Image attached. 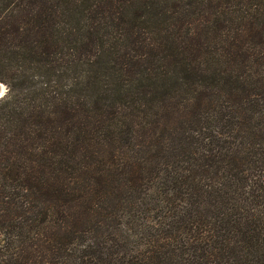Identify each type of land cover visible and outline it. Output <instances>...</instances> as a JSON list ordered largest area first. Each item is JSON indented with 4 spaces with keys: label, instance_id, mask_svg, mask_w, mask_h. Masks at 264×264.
<instances>
[{
    "label": "trees",
    "instance_id": "1",
    "mask_svg": "<svg viewBox=\"0 0 264 264\" xmlns=\"http://www.w3.org/2000/svg\"><path fill=\"white\" fill-rule=\"evenodd\" d=\"M0 264H264V0H0Z\"/></svg>",
    "mask_w": 264,
    "mask_h": 264
},
{
    "label": "bare ground",
    "instance_id": "2",
    "mask_svg": "<svg viewBox=\"0 0 264 264\" xmlns=\"http://www.w3.org/2000/svg\"><path fill=\"white\" fill-rule=\"evenodd\" d=\"M6 88L4 85L0 84V99H2V96L5 94Z\"/></svg>",
    "mask_w": 264,
    "mask_h": 264
},
{
    "label": "rangeland",
    "instance_id": "3",
    "mask_svg": "<svg viewBox=\"0 0 264 264\" xmlns=\"http://www.w3.org/2000/svg\"><path fill=\"white\" fill-rule=\"evenodd\" d=\"M0 84H2V85H4L5 86V88L7 89V93H8V91H9V88H8V86L6 85V84H4V83H0ZM7 95V94H6Z\"/></svg>",
    "mask_w": 264,
    "mask_h": 264
},
{
    "label": "water",
    "instance_id": "4",
    "mask_svg": "<svg viewBox=\"0 0 264 264\" xmlns=\"http://www.w3.org/2000/svg\"><path fill=\"white\" fill-rule=\"evenodd\" d=\"M6 94H7V89H6V91H5V94L2 96V98H4V97L6 96Z\"/></svg>",
    "mask_w": 264,
    "mask_h": 264
}]
</instances>
